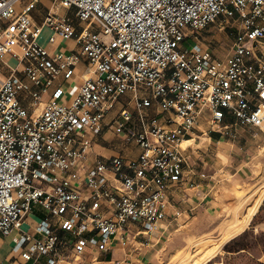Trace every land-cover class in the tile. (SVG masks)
<instances>
[{"label": "built area", "instance_id": "built-area-1", "mask_svg": "<svg viewBox=\"0 0 264 264\" xmlns=\"http://www.w3.org/2000/svg\"><path fill=\"white\" fill-rule=\"evenodd\" d=\"M38 1L0 0V233L20 232L12 251L26 264H58L164 220L202 121L264 128V0H50L36 23ZM213 24L232 29L223 56L196 42ZM44 28L47 44L75 46L50 51ZM79 62L88 74L68 95ZM105 129L137 157L94 154ZM33 205L46 212L39 237L21 230Z\"/></svg>", "mask_w": 264, "mask_h": 264}, {"label": "crops", "instance_id": "crops-1", "mask_svg": "<svg viewBox=\"0 0 264 264\" xmlns=\"http://www.w3.org/2000/svg\"><path fill=\"white\" fill-rule=\"evenodd\" d=\"M45 12L46 10L43 11L36 6L33 8L31 14L36 23L42 21ZM40 43L50 51L57 49L68 51L75 46L73 40L47 44L46 38H44ZM87 74L86 65L79 62L75 68L73 79L64 83L68 95L75 92ZM60 81L61 79L58 78L53 86ZM47 98V94L42 97L43 100H47ZM27 108L29 111L33 109L29 106ZM151 111H155V108H151ZM226 120L231 121L228 118ZM110 135V140L106 139V133L95 136L92 145L94 154L110 157L119 154L121 151L120 155L125 158L137 157L140 148L135 142L124 144L120 141L122 140L120 137L113 133ZM207 137L209 140L205 142L204 148L211 150L214 160L211 174L206 169L199 171L192 166V171H189L187 180H183L177 187L168 191L170 202L164 220L157 222L146 233H137L138 227H129L124 243L116 241L108 251L68 258L73 259V261L80 260L81 263L78 264H147L148 260L158 251L161 236L165 234L168 226L174 223V220L179 222L181 216H189L191 212L196 213V215L199 213H204V215L209 212L216 213L221 209V206L230 200L227 198L229 192L234 194L233 192L236 190H244L245 193H248L253 184L264 180V128L230 126L225 132L213 130ZM220 156L225 159L222 161ZM228 178L230 181L227 180ZM231 196L235 199L234 195ZM44 217H46V212L40 206L33 205L23 219L21 230L33 237H39L40 235L35 231V226ZM167 217L171 219L168 220ZM19 235L20 232L17 230L12 231L9 235L0 233V264H26L19 252L12 251L13 238ZM258 260L264 264V252ZM63 261L66 260L63 259L59 263Z\"/></svg>", "mask_w": 264, "mask_h": 264}, {"label": "rangeland", "instance_id": "rangeland-1", "mask_svg": "<svg viewBox=\"0 0 264 264\" xmlns=\"http://www.w3.org/2000/svg\"><path fill=\"white\" fill-rule=\"evenodd\" d=\"M26 1L22 0L21 3ZM21 3L16 6L18 10L22 6ZM35 6L44 11L50 8L51 1L39 0ZM54 8L59 16L73 15L72 9L62 8L58 3ZM230 32L232 29L229 27L220 31L216 25H209L198 32L197 45L208 46L214 56H223L232 37ZM48 33L49 30L44 29L39 41L42 42ZM190 40L187 39L184 44L189 46ZM9 62L14 64L15 58ZM60 100L65 102L66 99L62 97ZM118 107L119 104L111 109L108 119L116 114ZM194 131L193 139L183 142L182 146L190 145L188 152L192 166L196 170L206 169L211 174L213 155L210 149L205 150L204 145L209 140L207 136L213 130H210L202 121ZM104 133L107 134L106 139L110 140L111 132L107 129L98 133L97 136ZM120 141L126 144L124 140ZM233 155L236 156L235 153ZM223 159L225 158L222 157V161ZM227 180L230 181V178ZM209 181L212 182V180ZM262 189H264V180L253 184L248 193L244 190H236L234 194L229 192L227 198L230 200L216 213L196 215L191 212L189 216H181L179 222L174 220V223H171L165 234L161 236L158 251L147 264H262L258 258L264 252V200L259 205L257 202L251 203ZM231 195H234L235 199ZM252 212L254 213L251 221H246L247 216ZM239 223L241 224L233 229ZM131 226L137 227L132 224L129 227ZM240 226L245 227L240 231ZM225 243H227L226 246H224ZM65 260L59 264L81 263L80 260L73 261L71 258Z\"/></svg>", "mask_w": 264, "mask_h": 264}, {"label": "bare ground", "instance_id": "bare-ground-1", "mask_svg": "<svg viewBox=\"0 0 264 264\" xmlns=\"http://www.w3.org/2000/svg\"><path fill=\"white\" fill-rule=\"evenodd\" d=\"M190 141V140H189ZM186 142H188V141H186ZM262 200H264V189H262L258 194H257V196L254 198V200L251 202V203H253V202H257V204H259V203H261V201ZM250 203V204H251ZM253 213V212H252ZM252 213L250 214V215H248L247 216V218H246V221H250V219H251V217H252ZM241 222H242V220H241ZM241 223H239L237 226H235L233 229H235V228H237L239 225H240ZM241 228H240V231L245 227V226H240ZM232 229V230H233ZM231 230V231H232Z\"/></svg>", "mask_w": 264, "mask_h": 264}, {"label": "trees", "instance_id": "trees-1", "mask_svg": "<svg viewBox=\"0 0 264 264\" xmlns=\"http://www.w3.org/2000/svg\"><path fill=\"white\" fill-rule=\"evenodd\" d=\"M226 244H227V243H225V245H224V246H226Z\"/></svg>", "mask_w": 264, "mask_h": 264}]
</instances>
